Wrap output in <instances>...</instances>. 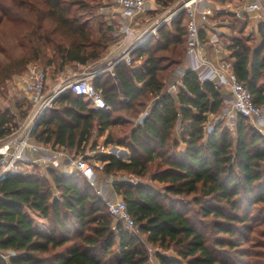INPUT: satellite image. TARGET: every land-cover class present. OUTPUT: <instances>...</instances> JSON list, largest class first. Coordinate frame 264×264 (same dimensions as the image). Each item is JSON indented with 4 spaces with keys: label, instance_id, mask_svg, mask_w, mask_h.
Segmentation results:
<instances>
[{
    "label": "trees",
    "instance_id": "1",
    "mask_svg": "<svg viewBox=\"0 0 264 264\" xmlns=\"http://www.w3.org/2000/svg\"><path fill=\"white\" fill-rule=\"evenodd\" d=\"M92 3L0 0V25L16 19L31 26L22 36L29 50L7 63L0 59V83L29 61L59 71L100 60L115 36L111 27H100L104 23L98 30L89 25V10L99 2ZM187 19L180 12L159 28L158 37L149 36L135 49L130 64L120 62L93 78L106 108L66 90L32 133L40 145L75 154L127 147L129 161L113 152L95 160L105 163L103 173L150 176L161 184L160 189L142 182L113 185L139 233L110 214L80 172H41L34 166L0 180V264H147L146 244L176 252H158L159 264H264V136L241 115L233 129L221 119L207 132L210 117L222 114L228 101L224 88L201 81L193 70L184 72L176 94L166 91L187 56ZM260 33L258 46L242 35L228 48L238 79L264 108L262 23ZM0 49L10 53L8 46ZM145 108L135 125L132 119ZM14 116L0 109V140L12 133ZM125 125L130 127L119 129ZM27 210L47 222L48 232L36 228Z\"/></svg>",
    "mask_w": 264,
    "mask_h": 264
},
{
    "label": "built area",
    "instance_id": "2",
    "mask_svg": "<svg viewBox=\"0 0 264 264\" xmlns=\"http://www.w3.org/2000/svg\"><path fill=\"white\" fill-rule=\"evenodd\" d=\"M115 1L122 17V35L118 43L121 50L113 60L111 67L120 62L130 64L133 61V52L139 45L149 36H157L160 27L171 24L180 12L185 11L188 17L186 23L187 69L195 71L201 81L208 80L218 87L229 90L232 95V103L225 105L222 117L235 120L237 116L241 115L264 136V108L254 102L251 91L238 79L232 60L222 57L209 58L203 50L201 38L203 26L213 15L227 11L226 6L214 7L211 5L212 0H174L168 5L163 0H155L160 3L161 12L145 28L136 29L135 20L147 11L151 0ZM254 12L264 25V0H240L232 10L236 17H243L245 14ZM185 71L182 72V76ZM101 72L102 70L89 73L81 72L77 77L61 80L51 90H47V70L38 64H31L28 67L20 78L22 89L31 104V111L17 129L8 137L0 140V180L9 172L21 171L19 163H36L45 169L60 170L63 165L62 160H65L68 169L62 172L68 170L67 173H70L74 169L83 174L96 194L103 200L110 214L119 219L126 229L138 234L135 220L130 215L126 202L118 197V193L113 188L115 181L112 174L103 173L105 163L101 159L95 160L100 153L108 152V148L99 146L87 153L71 154L65 149L40 145L32 137L40 116L66 90L88 96L96 108H106L107 104L101 91L92 83L93 77ZM175 87L176 83L170 84L169 92L173 91ZM145 113L141 114L139 122L142 121ZM230 124H234V122ZM213 125L207 124L206 131L211 132ZM29 153L37 154V157H30ZM92 159L93 162L90 161ZM131 183L138 182L132 179Z\"/></svg>",
    "mask_w": 264,
    "mask_h": 264
},
{
    "label": "rangeland",
    "instance_id": "3",
    "mask_svg": "<svg viewBox=\"0 0 264 264\" xmlns=\"http://www.w3.org/2000/svg\"><path fill=\"white\" fill-rule=\"evenodd\" d=\"M91 4L93 0H86ZM98 1L99 3L97 5H92V9L89 10L90 16H92V20H90L89 25L92 28H96L97 30L99 29V25L101 23H104V25H100V27H111L112 28V33L115 36V39L110 43L109 49L103 54L100 60L97 62H89L87 63L83 69L80 68V66L74 65V64H69L66 68L65 71L62 70H55L54 67H47L43 64H41L39 61H29L26 64V68L22 72L14 73L10 77L6 78L2 83H0V109H10L11 112L16 114L15 117V122L13 126L12 132L18 128V126L26 120L27 116L29 115L31 111V104L29 100L27 99L21 85V76L25 74L27 71L28 67L31 64H38L42 68L46 69L48 72V83H47V90H51L53 87L56 86L57 83H59L60 75L64 77V79L61 80H66L69 77L71 79L77 77L81 72H92V71H98L102 70V72L109 71V69H113L112 63L113 60L115 59L116 55L120 52L121 48L118 46V43L120 41V37L122 35L121 33V15L120 11L117 7L116 1L115 0H95V2ZM71 13V12H70ZM156 13L152 14L151 12H146L144 13L141 17H138L136 29L143 27L148 21H150ZM220 17V16H218ZM216 18V17H213ZM212 18V19H213ZM218 21V20H216ZM215 22V21H214ZM52 22L50 20L45 21V25H51ZM30 24L28 23H22L19 20L16 19H6L4 22L0 25V44L2 46H5L9 48L10 53L4 52L2 49H0V59L2 63H7L13 59L20 58L23 56L28 50H29V45L27 43L23 42L22 36L25 33H29L30 31ZM27 33V34H28ZM26 34V35H27ZM68 34V33H66ZM239 35V34H238ZM256 39L253 38L250 42L251 44L255 45L256 44ZM135 62V61H134ZM101 68V69H100ZM72 73H74L72 75ZM72 75V76H71ZM95 77V76H94ZM93 77V78H94ZM225 96L227 97V105H230L232 103V97L230 96L229 90L224 88ZM148 108V106H147ZM145 108L142 113L146 112L148 109ZM141 116L140 114L135 116V121L134 124H137L139 122V118ZM224 119L227 122V125L233 129L235 126V120H230L227 118L222 117L221 114L211 116L210 120L208 122L209 125H213L215 121ZM231 122H234V124H230ZM130 126L125 125L124 127H119L122 130H125L126 128H129ZM119 132V131H118ZM1 142V141H0ZM110 148V147H109ZM90 148H87L85 152H89ZM71 154L73 152L69 151ZM34 166H38L41 172H46V169L43 168L42 166L36 164V163H19V167L21 171L23 172H29L34 169ZM61 171V170H60ZM71 172H75L74 169L71 170ZM70 172V173H71ZM99 177H101L99 175ZM113 179L115 182L119 181H129L133 179L134 181L137 180V182H142L145 184H150L154 186L157 189L161 188V184L154 182L151 180L150 176L146 177H138L134 175H129L126 173H119L112 175ZM102 180V177H101ZM114 182V183H115ZM101 183V182H100ZM114 188V187H113ZM118 197L122 198L120 194H118ZM28 214L30 215V218L33 220L34 225L38 230L41 232L45 233L48 232V224L47 222L42 219L39 216H36L32 213H30L27 210ZM141 238L144 239V236L141 235ZM247 245H252L250 242L247 243ZM245 245V246H247ZM148 251H149V262L147 264H159L157 254L158 252L161 253H166V254H172L176 255V252L174 250H165L163 248H156L147 245ZM150 247V249H149ZM8 256V255H7Z\"/></svg>",
    "mask_w": 264,
    "mask_h": 264
},
{
    "label": "crops",
    "instance_id": "4",
    "mask_svg": "<svg viewBox=\"0 0 264 264\" xmlns=\"http://www.w3.org/2000/svg\"><path fill=\"white\" fill-rule=\"evenodd\" d=\"M239 1L240 0H212L211 1L212 6L214 7H217L218 5H220V7L226 6V9L228 10L222 11L220 13L213 15L208 21V23L203 26V29L201 31L203 50L205 51V54L209 58L214 59L217 57H222V58L230 59L229 55L231 51L229 50L228 46L230 44L231 39L235 36H242V35L248 36L250 41L253 38H255L256 39L255 45L258 46L260 44L261 39H262V36L260 33L261 22L258 19L256 12L252 14H245L243 17H236L232 13V10L237 6V4H239ZM159 7H160V3H158V1L157 2H155V0L150 1V5H148L146 12L152 11V14L156 13V15L150 21H148L143 27H140L138 29L145 28L154 18L157 17V15H159V13L161 12ZM142 15H140L139 17H141ZM213 17H216V18H213ZM137 21H138V18L135 20V26L137 25ZM156 37H158V35ZM72 64L80 66L81 69H83L84 66L86 65V64H81V63H72ZM68 65L69 64L65 65L62 71H65V68ZM187 65H188V59L186 56V59L184 60V62L178 67V69H176L173 72L172 76L167 80L166 82L167 92H169L168 88L170 84L176 83L175 89L170 92L172 94H176L179 86L182 85V75L181 74L183 71L187 69ZM102 73H104V71L101 72L100 74ZM73 74L74 73H72V75ZM58 79L61 81V79H64V77L60 75V78ZM132 120H135V119L133 118ZM107 151L116 153L118 157L122 160L129 161L131 159V153L129 149L125 147L124 145L114 144L110 148H108ZM28 155L33 158L37 157V154H33V153H29ZM62 161H63V165L60 170L66 171V169H68V167L66 166L67 164L65 160H62ZM67 172H64V173H67Z\"/></svg>",
    "mask_w": 264,
    "mask_h": 264
},
{
    "label": "water",
    "instance_id": "5",
    "mask_svg": "<svg viewBox=\"0 0 264 264\" xmlns=\"http://www.w3.org/2000/svg\"><path fill=\"white\" fill-rule=\"evenodd\" d=\"M230 96L232 97V95L230 94Z\"/></svg>",
    "mask_w": 264,
    "mask_h": 264
}]
</instances>
